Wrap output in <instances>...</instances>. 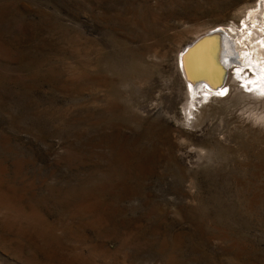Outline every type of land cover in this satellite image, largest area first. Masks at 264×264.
I'll return each mask as SVG.
<instances>
[{"label":"rangeland","instance_id":"obj_1","mask_svg":"<svg viewBox=\"0 0 264 264\" xmlns=\"http://www.w3.org/2000/svg\"><path fill=\"white\" fill-rule=\"evenodd\" d=\"M263 2L0 0V264H264V101L180 67Z\"/></svg>","mask_w":264,"mask_h":264},{"label":"bare ground","instance_id":"obj_2","mask_svg":"<svg viewBox=\"0 0 264 264\" xmlns=\"http://www.w3.org/2000/svg\"><path fill=\"white\" fill-rule=\"evenodd\" d=\"M263 29L264 2L248 13L242 26L231 27V33L208 30L183 44L180 67L192 98L200 95L212 105L223 99L239 107L264 101Z\"/></svg>","mask_w":264,"mask_h":264}]
</instances>
